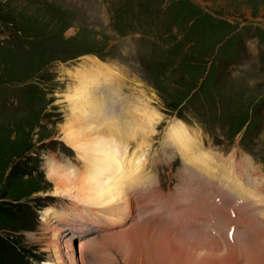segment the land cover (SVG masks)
<instances>
[{"label":"rangeland","instance_id":"rangeland-1","mask_svg":"<svg viewBox=\"0 0 264 264\" xmlns=\"http://www.w3.org/2000/svg\"><path fill=\"white\" fill-rule=\"evenodd\" d=\"M95 62L158 113L123 150L141 158L112 223L50 176L88 186L94 136L74 150L64 129L83 133L70 97ZM178 123L209 173L169 140ZM57 236L64 263L83 239L77 264H264V0H0V264L55 262Z\"/></svg>","mask_w":264,"mask_h":264},{"label":"bare ground","instance_id":"bare-ground-1","mask_svg":"<svg viewBox=\"0 0 264 264\" xmlns=\"http://www.w3.org/2000/svg\"><path fill=\"white\" fill-rule=\"evenodd\" d=\"M97 63H93L96 65L94 66L96 67L94 71L83 73L78 80L79 85L70 97L73 117L85 120V126L81 128L83 133L80 136L76 135L75 125L64 129L65 141L74 150H82V148H78L74 144L78 140H81L82 136H94V140L87 146L89 152L81 154L82 158L88 156V154H91V156L94 155V159L91 161L92 169L90 170L92 175L88 176L89 182H86L88 186L84 182L78 183V179L77 181L76 178L72 179L67 172H62L58 168L52 169L50 176L56 183L54 196H70L71 191L64 190V187L82 184L84 190L88 193L86 195L90 197L86 200L90 201L94 206H105L110 213L108 216L109 223H112L118 216L116 211L127 210V212L125 211L126 214L124 212L127 217L131 213L132 208L130 198L127 194V184L129 181L136 180L137 162L141 158L137 157L136 154L134 156H128L127 152L123 153V150L130 144L131 138L134 139L137 134H145V130H151V125L158 120V113L149 108H144L141 104L131 108L127 101L128 99L124 101L121 95L122 91L117 86V83H119L117 79L121 81V69L119 71L118 68L107 67L101 64L97 66ZM125 116L130 120L129 123L125 121ZM116 137L117 141L115 140ZM168 137L170 138L169 140H172L175 147H179L180 152L189 158V162L191 161L194 164L195 161H200L198 169L209 173L208 167L211 165L209 163L211 161L208 155L200 154L198 160L190 157L189 154L192 151L190 148L195 150V139L190 137L185 125L178 123L176 126H173L169 131ZM188 137L192 139L189 145L186 143ZM139 177L140 175L137 178ZM235 189L236 191H234L239 197H247L248 193L243 188H240V191L238 188ZM44 215L50 217L52 220L55 218V214H51L48 211ZM122 217L119 220L123 221L125 219ZM57 237V241L53 240L55 246V250H53L55 262L45 264H77L78 259L74 253L78 249L80 253L81 249L86 245L85 241L79 239L80 242L77 244L73 242L75 245L69 246L68 255H70L68 256V263H64L60 252V244L58 243L60 237Z\"/></svg>","mask_w":264,"mask_h":264}]
</instances>
